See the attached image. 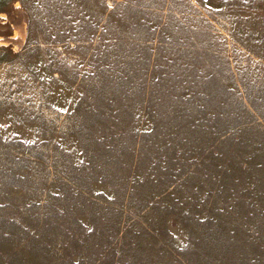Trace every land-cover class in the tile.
<instances>
[{
	"label": "rangeland",
	"instance_id": "1",
	"mask_svg": "<svg viewBox=\"0 0 264 264\" xmlns=\"http://www.w3.org/2000/svg\"><path fill=\"white\" fill-rule=\"evenodd\" d=\"M0 264H264V0H0Z\"/></svg>",
	"mask_w": 264,
	"mask_h": 264
}]
</instances>
